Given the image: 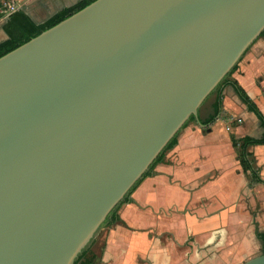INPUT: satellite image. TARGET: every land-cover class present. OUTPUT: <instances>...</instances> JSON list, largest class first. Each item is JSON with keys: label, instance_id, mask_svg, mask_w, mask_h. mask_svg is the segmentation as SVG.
Here are the masks:
<instances>
[{"label": "water", "instance_id": "water-1", "mask_svg": "<svg viewBox=\"0 0 264 264\" xmlns=\"http://www.w3.org/2000/svg\"><path fill=\"white\" fill-rule=\"evenodd\" d=\"M263 30L264 0H94L0 56V264H74Z\"/></svg>", "mask_w": 264, "mask_h": 264}, {"label": "crops", "instance_id": "crops-1", "mask_svg": "<svg viewBox=\"0 0 264 264\" xmlns=\"http://www.w3.org/2000/svg\"><path fill=\"white\" fill-rule=\"evenodd\" d=\"M15 1L41 23L81 0ZM20 35L0 7V45ZM232 76L264 115V34L244 53ZM216 99L215 93L203 102L199 120L181 129L176 145L121 205V221L105 227L99 250L95 238L97 264H240L246 248H262L256 233L264 232V182L243 171L231 134L261 137L264 124L226 85L220 112L206 125ZM249 150L264 179V144Z\"/></svg>", "mask_w": 264, "mask_h": 264}, {"label": "trees", "instance_id": "trees-1", "mask_svg": "<svg viewBox=\"0 0 264 264\" xmlns=\"http://www.w3.org/2000/svg\"><path fill=\"white\" fill-rule=\"evenodd\" d=\"M94 0H81L77 4L65 7L53 15H51L47 20L37 23L35 22L23 9H18L17 11L13 12L10 15L11 21L21 30V35L6 43L0 45V56L4 55L5 53L9 52L10 50L16 48L17 46L23 44L24 42L28 41L32 37L38 35L43 30L55 25L59 21L63 20L64 18L68 17L69 15L75 13L76 11L80 10L81 8L85 7L89 3ZM264 34V30L260 35ZM249 49V48H248ZM247 49V50H248ZM238 63L233 67V69L224 77V79L218 84V86L213 90L212 93H216V102L214 105V113L209 117V119L205 122L206 125H209L217 114L220 112L221 106V94L222 90L226 85H231L240 99L247 104L249 109L254 111L256 115L261 119L264 124V115L262 114L261 110L258 108L256 103L251 99L247 91L243 88V86L235 79L232 74L237 69ZM211 93V94H212ZM210 94V95H211ZM209 95V96H210ZM195 117L191 116V118L185 123L183 127H185L189 121H194ZM181 131V130H180ZM178 134H176L170 142L167 144L165 149L160 153V155L156 158L153 162L149 170L144 174V176L132 187L129 193L125 196V198L118 204L111 213L107 216L105 222L103 223V227L110 226L118 221H121L120 215L118 213L119 208L125 202L130 200V195L134 191V189L140 184V182L148 175L153 173V169L155 165L164 160L165 153L167 150L174 147L178 141ZM232 144L236 150L237 158L242 166L244 172L250 174L253 181H262L264 179L261 178L259 174V168L255 165V157L253 152L249 150V146L255 144H264V133L261 137H251V136H243L237 137L234 134H231ZM257 237L261 240L262 243V251L264 252V232L257 231ZM95 239L93 240L92 244L88 246L86 249L82 251V253L78 256L75 260L74 264H97V254L93 251V244Z\"/></svg>", "mask_w": 264, "mask_h": 264}, {"label": "rangeland", "instance_id": "rangeland-1", "mask_svg": "<svg viewBox=\"0 0 264 264\" xmlns=\"http://www.w3.org/2000/svg\"><path fill=\"white\" fill-rule=\"evenodd\" d=\"M11 2H13V3H15V4H19V2H17V1H15V0H10ZM20 6V5H19ZM211 95H212V97H211ZM207 99H206V101L205 102H209V100L211 99V98H213L214 97V95H215V93H212ZM191 121H189V123H190ZM103 233H105V227H103L101 230H100V232H99V234L97 235V237H96V239L98 238V240H100V241H98L95 245H94V247L96 248V249H98L99 250V248H100V246H101V242H102V240H103ZM262 252V248L260 247V246H258V245H255V246H253L252 248L250 247L249 249L248 248H246V250L244 251V252H242L241 253V255L240 256H242L243 258L241 259V260H246V259H248V258H250V257H252V256H254V255H257V254H259V253H261ZM240 260V261H241ZM240 261H239V263H240Z\"/></svg>", "mask_w": 264, "mask_h": 264}, {"label": "built area", "instance_id": "built-area-1", "mask_svg": "<svg viewBox=\"0 0 264 264\" xmlns=\"http://www.w3.org/2000/svg\"><path fill=\"white\" fill-rule=\"evenodd\" d=\"M1 11L10 17V15L19 9V4H15L10 0H0Z\"/></svg>", "mask_w": 264, "mask_h": 264}]
</instances>
